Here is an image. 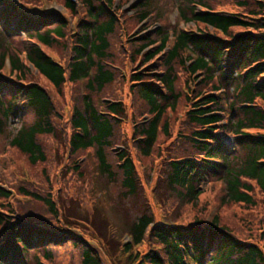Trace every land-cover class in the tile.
Masks as SVG:
<instances>
[{
    "label": "trees",
    "instance_id": "obj_1",
    "mask_svg": "<svg viewBox=\"0 0 264 264\" xmlns=\"http://www.w3.org/2000/svg\"><path fill=\"white\" fill-rule=\"evenodd\" d=\"M55 1L63 13L35 21L12 0H0V154L6 147L19 155V176L30 178L41 166L42 183L50 187L43 147L60 133L72 160L67 173L82 183L80 193L91 199L90 205L101 198L103 204L111 186L119 188L121 203L139 190L127 146L113 152L125 135L126 107L117 89L127 82L135 103L143 105L136 112L140 117L143 108L142 119L131 122L130 137L142 157L160 146L161 136H171L168 111L183 99L174 157L164 168L168 217L195 206L211 178L223 183L220 206L263 215L256 221L243 218L242 228L225 222L219 213L205 220L204 206L190 225L156 221L143 212L127 227L130 243L122 248L124 264H264V0H176L186 28L172 34L162 28L140 39L127 36L124 42L117 0H76L77 11L72 0ZM151 1L142 0L132 9L137 22L157 15ZM219 1L236 9L219 10L214 7ZM15 37H21L19 46L11 43ZM57 45L65 52L55 60L44 48ZM5 60L7 74L2 71ZM116 62L125 72L130 67L127 75L119 73ZM179 71L187 75L182 87ZM66 96L71 115L64 130L58 125ZM11 119L19 120L17 128L8 129ZM86 152L105 185L97 192L95 181L82 182L89 159L82 164L77 157ZM19 190L44 207L55 227L24 214L29 202L7 203L11 194L0 183V264H49L53 248L65 244L79 250V264H105L101 251L75 231L74 223L88 221L69 212L71 200L69 204L56 193L43 195L33 188ZM253 221L258 231L250 232Z\"/></svg>",
    "mask_w": 264,
    "mask_h": 264
},
{
    "label": "rangeland",
    "instance_id": "obj_2",
    "mask_svg": "<svg viewBox=\"0 0 264 264\" xmlns=\"http://www.w3.org/2000/svg\"><path fill=\"white\" fill-rule=\"evenodd\" d=\"M33 1L37 3H34ZM141 1L142 0L115 1V7H122L120 10V19L125 25L124 33L120 37L121 42H124L127 39V36H135L136 39H140L146 35L151 36L156 30L162 28L171 34L175 33L180 28H186L187 25H184L179 20L176 0H152L150 2L151 10L157 15L160 14V16H151L147 22L139 24V22L136 21V16L134 15L135 12L132 9L135 8L136 5ZM20 2L24 3V5L28 7L26 9L31 11L39 10V12L46 13L47 11L50 12V10H52L58 13H63V11L58 6L56 7L53 2L51 3L46 0H20ZM214 7L225 11L236 9L235 5L228 4L223 1H219L218 4L214 5ZM63 15L69 18V20H72L71 16L69 17L67 14ZM72 32L73 29L71 30V33ZM20 38L21 37L13 38L11 43L13 45L19 46ZM67 45L68 44H66V46ZM44 50H48L50 53L49 55L55 60H57L56 58L61 54V52H65V49H63L61 45H57L50 49L44 48ZM120 56V54L116 56V61H120ZM4 63L5 66L2 71L8 73V63L6 60ZM119 64L120 63L116 64L119 73H122L124 76L127 75L130 71V67L129 70L127 68V72H125ZM179 78V85L182 87L185 80L187 79V75H184V73L179 71ZM122 85L123 86L120 90L117 89V95L122 99L126 107V118L122 124V132L125 135L123 136L124 141L122 144H116L119 149L116 148L113 152H118L127 146L126 149L135 164L138 175V194L131 199L127 198L123 200L120 198V203V200L118 199V194H120L119 188L111 186L108 188L109 197H104L103 204L101 203V198L98 203L97 201L95 202V206L90 205L91 199L89 200V198H85V196L80 193L83 189L82 183L75 180V178L69 176L67 173L69 168L72 166V160L71 156L69 155L68 148H66L63 139H61V134L58 133L55 134L56 141L52 139V141H49V144H47L46 147H43L46 157L48 158L47 169L50 180L49 184H51L50 187H48V185L45 183H42L43 179L41 178L39 172L41 166L37 168L39 169L38 174L37 171L30 173V176H32L30 178L27 176H19L16 174V169L18 165H20L19 163H21L19 162V155L10 154L12 150L8 151L10 149L6 147L5 153L2 155L0 154V183L4 188H12L18 197H20V199L12 201V205L25 206L27 205L26 202L31 203L30 200L22 197L23 195L19 190L20 188H33L43 195L47 193L55 196L56 193L58 199L60 195L61 199L66 200L67 203H69V200H71L70 203L72 202V204L70 205L71 207L69 208V212L72 210V214L74 213L76 217H79L80 219L82 218V220L87 218L88 221L84 222L78 220L79 223H74L73 225L78 230L79 235L83 237L90 246H95L99 251H101L105 264H124L123 259L125 258L126 253L122 248L126 243H128L126 241L127 236L125 235L127 227L130 226V224L135 221V219L143 212L152 214L154 216V220L156 221H180L182 224L190 225L191 222H193L192 220H194L192 218L194 214L199 211L200 207L204 206L206 208L205 212L203 213L205 220L209 219L208 217L211 215L219 213L221 219H224V221L227 223H232L234 227L241 225L243 218L246 220L255 218L254 221H256V219L263 215V213L261 214V211L258 210L244 211L242 208L234 206H220V194H222L223 191V183L220 181L221 178H211L206 181L203 191L198 198L197 204L195 206H187L185 210L182 208L181 211L177 212L176 217L170 219L171 217H168V214L170 213L167 206L168 199L163 196L162 191L165 180L163 176L164 168L168 165L169 160L174 157L172 143L177 136L179 127L182 125L184 120V100L180 99L179 104L176 105L174 111H168V117L170 118V122L172 124V130L170 131L171 136L169 138H164L161 136L159 138L160 146H154L153 150L151 151L152 153L150 152L151 155L142 157L139 155L133 140H130L132 133L131 122L139 121L144 115L143 108L141 107V114H139L140 117L136 116L138 107L142 105V103H140V101L138 104L135 103V100L132 98L133 95L129 91L127 82H124ZM59 114L61 115L62 119L59 120L58 129L59 126L61 127L63 125L64 130H67L68 128L66 122L69 123V118L71 115V108L67 102V96L63 105L61 101V110L59 109ZM27 120H31L30 115H27ZM8 124V129H14L15 127L17 128L19 125V120L11 119ZM182 132H186V130H183ZM69 133L70 131L68 130L67 134L69 135ZM77 158L82 164L86 161L85 158L89 159L88 166L84 171V174L87 173V175L83 178V185H86L88 181L91 182V180L93 182L92 184H94L95 181V192L105 186L99 178L97 179L99 176H97L94 171L92 155L86 152V154H81ZM24 182H28L29 184H25ZM58 210L60 211L61 207H57V211ZM22 211L26 215L44 219L45 221L49 220L52 225L55 224V220L52 219L49 214L45 213L44 207L36 201L32 202L30 205H28V207H24ZM60 213L62 215L63 211L61 210ZM254 221L250 225V232L253 229L258 231ZM60 226V224L57 225L58 228H60ZM241 227L243 228L242 225ZM243 237L245 238L246 235H243ZM53 251L54 252L52 253L54 256L52 263L49 264H79L78 249H73L72 247L66 246L65 244L64 246L53 248ZM139 252L142 253L143 250L140 248Z\"/></svg>",
    "mask_w": 264,
    "mask_h": 264
}]
</instances>
